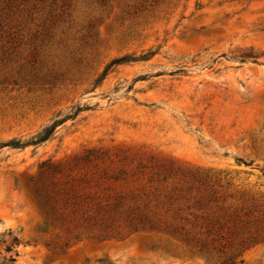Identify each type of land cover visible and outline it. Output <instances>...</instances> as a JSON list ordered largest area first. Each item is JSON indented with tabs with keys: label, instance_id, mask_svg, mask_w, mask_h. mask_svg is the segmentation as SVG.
<instances>
[{
	"label": "rangeland",
	"instance_id": "rangeland-1",
	"mask_svg": "<svg viewBox=\"0 0 264 264\" xmlns=\"http://www.w3.org/2000/svg\"><path fill=\"white\" fill-rule=\"evenodd\" d=\"M77 108L0 146V264H264V0H0V145Z\"/></svg>",
	"mask_w": 264,
	"mask_h": 264
},
{
	"label": "trees",
	"instance_id": "trees-1",
	"mask_svg": "<svg viewBox=\"0 0 264 264\" xmlns=\"http://www.w3.org/2000/svg\"><path fill=\"white\" fill-rule=\"evenodd\" d=\"M84 110H86V109L77 108L73 114L65 117L61 121L54 122L49 127L42 129L39 133H37L34 137H32L27 142L22 143L21 141L13 140V141H10L7 143H3L0 146L1 147H9L11 149H18V150L24 149L28 146H33V147L40 146L41 144H44L49 139H51V137L53 136V134L55 133V130L57 129V127L59 125L63 124L67 120H73L74 118H76L78 116L79 113L83 112ZM62 201L64 204L68 205L71 208V214L73 216H75V215L79 216L80 214H82L81 212H85V209H87V206H86L87 204L85 202L86 199L83 198L82 196H80L78 189H75V188L74 189L72 188L71 190H69L65 194ZM40 207L45 212V215L47 217V222H50V220H52L50 218V216L51 217L54 216L55 218H57V216L54 215L55 213H54V210H53L50 202L45 200L40 204ZM53 221H54V219H53ZM83 222L86 223L87 219H83ZM219 229H222V227H218V230ZM212 231H213L212 229H208L207 233L212 235ZM14 243H16L15 239L13 240V245H14ZM6 252L11 253L12 247L8 246L6 248ZM15 256H16V254H15ZM6 262L13 264L15 262V258L13 256H10L8 259H3V263H1V264H5ZM223 264H232V262H231V260H228L227 262H225Z\"/></svg>",
	"mask_w": 264,
	"mask_h": 264
}]
</instances>
